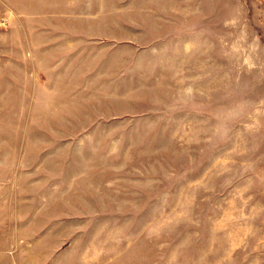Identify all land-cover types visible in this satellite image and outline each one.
Wrapping results in <instances>:
<instances>
[{
    "label": "rangeland",
    "instance_id": "rangeland-1",
    "mask_svg": "<svg viewBox=\"0 0 264 264\" xmlns=\"http://www.w3.org/2000/svg\"><path fill=\"white\" fill-rule=\"evenodd\" d=\"M0 264H264V0H0Z\"/></svg>",
    "mask_w": 264,
    "mask_h": 264
}]
</instances>
